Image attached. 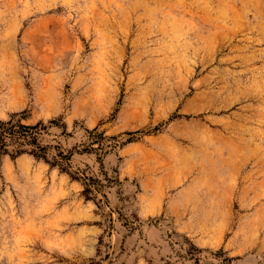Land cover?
Wrapping results in <instances>:
<instances>
[{
  "label": "rangeland",
  "instance_id": "obj_1",
  "mask_svg": "<svg viewBox=\"0 0 264 264\" xmlns=\"http://www.w3.org/2000/svg\"><path fill=\"white\" fill-rule=\"evenodd\" d=\"M10 120L0 264H264V0H0Z\"/></svg>",
  "mask_w": 264,
  "mask_h": 264
},
{
  "label": "trees",
  "instance_id": "obj_2",
  "mask_svg": "<svg viewBox=\"0 0 264 264\" xmlns=\"http://www.w3.org/2000/svg\"><path fill=\"white\" fill-rule=\"evenodd\" d=\"M40 127V123L35 126H25L11 120L0 121V154L17 157L29 153L47 162L46 149L39 143ZM10 147L13 149L12 154L8 151Z\"/></svg>",
  "mask_w": 264,
  "mask_h": 264
}]
</instances>
